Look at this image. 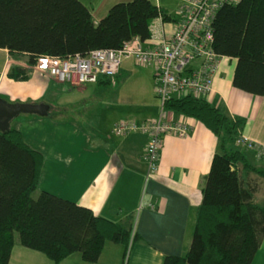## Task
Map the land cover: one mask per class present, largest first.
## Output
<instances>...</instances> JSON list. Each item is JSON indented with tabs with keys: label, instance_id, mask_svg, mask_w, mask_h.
Wrapping results in <instances>:
<instances>
[{
	"label": "crops",
	"instance_id": "obj_1",
	"mask_svg": "<svg viewBox=\"0 0 264 264\" xmlns=\"http://www.w3.org/2000/svg\"><path fill=\"white\" fill-rule=\"evenodd\" d=\"M126 1L82 2L98 23L114 4ZM149 1L170 17L168 21L162 17L154 20L151 35L153 26L156 34L170 33L178 3L172 9L168 7L170 0ZM146 43H152V39ZM236 65V59L223 58L213 92L205 100L229 119L244 121L237 136H246L264 146V97L247 94L233 86ZM133 67L143 69L145 78L132 83L131 78L138 73ZM20 70L26 71L25 79H17ZM125 81L139 86L126 91L143 105L138 107L133 103L123 107L120 95ZM155 85V68L139 66L130 60L123 63L118 77L109 83L81 87L60 85L34 70L26 56L0 49V98L9 104H45L50 110L53 107L64 114L60 117L50 116V112L48 117L24 115L12 123L24 142L43 157L37 191L88 208L125 229L133 228L137 236L127 257L123 245L107 242L98 262L93 264H164L167 257L183 256L190 248L203 200L202 184L210 173L214 156L220 152L218 138L201 122L165 110L166 121L183 123L189 130L185 137L164 136L159 173L148 180L144 153L149 136L141 132L122 137L112 134L121 122L144 123L160 118L162 102L155 94ZM240 151L252 166L264 170V161L253 152ZM250 179L262 187L255 200L264 205V179L255 174ZM12 261L14 264H55L17 242ZM58 264L90 263L77 253ZM252 264H264V241Z\"/></svg>",
	"mask_w": 264,
	"mask_h": 264
},
{
	"label": "trees",
	"instance_id": "obj_2",
	"mask_svg": "<svg viewBox=\"0 0 264 264\" xmlns=\"http://www.w3.org/2000/svg\"><path fill=\"white\" fill-rule=\"evenodd\" d=\"M160 17L170 19L149 0L115 4L98 23L81 0H0V49L26 56L31 66L45 57L120 50L134 39L148 42L152 22ZM213 30L215 52L237 60L233 86L264 97V0L225 6ZM25 77L20 70L17 79ZM164 109L201 122L220 144L202 184L190 248L164 264H252L264 241V205L256 202L259 184L250 178L264 179V170L252 166L237 146L244 121L229 119L203 98L173 99ZM15 120L0 131V264H14L16 235L23 248L55 264L77 253L96 263L107 242L123 245L127 257L136 243L133 228L37 191L43 157L24 142L12 126Z\"/></svg>",
	"mask_w": 264,
	"mask_h": 264
},
{
	"label": "built area",
	"instance_id": "obj_3",
	"mask_svg": "<svg viewBox=\"0 0 264 264\" xmlns=\"http://www.w3.org/2000/svg\"><path fill=\"white\" fill-rule=\"evenodd\" d=\"M242 0H178L170 33L156 34L152 27V43L134 39L120 50H99L85 56L41 58L33 69L48 75L56 83L70 87L97 84L116 77L126 61L155 68V94L162 102L160 118L144 123L121 122L112 134L122 137L130 133L148 134L144 158L147 179L159 173L163 138L167 135L185 137L189 128L183 123L166 121V102L186 96L205 99L213 92L214 80L224 57L214 50L213 25L225 6H236ZM237 146L253 152L264 161V146L240 135Z\"/></svg>",
	"mask_w": 264,
	"mask_h": 264
},
{
	"label": "water",
	"instance_id": "obj_4",
	"mask_svg": "<svg viewBox=\"0 0 264 264\" xmlns=\"http://www.w3.org/2000/svg\"><path fill=\"white\" fill-rule=\"evenodd\" d=\"M50 107L45 104H9L0 98V131L6 132L10 123L21 115L48 117Z\"/></svg>",
	"mask_w": 264,
	"mask_h": 264
},
{
	"label": "rangeland",
	"instance_id": "obj_5",
	"mask_svg": "<svg viewBox=\"0 0 264 264\" xmlns=\"http://www.w3.org/2000/svg\"><path fill=\"white\" fill-rule=\"evenodd\" d=\"M82 1H85V3H87V0H82ZM130 1H132V0H127L126 2H123V3H128V2H130ZM168 1V0H167ZM119 3H121V2H119ZM177 3H178V0L175 2L174 0H170L169 2H168V7L169 8H171L172 7V9L174 8H176V6H177ZM115 5V4H114ZM89 6L90 7H92L90 4H89ZM96 17H98V16H96ZM105 16H103V18H104ZM102 18V19H103ZM133 69L134 70H136V72H138L137 74H135V76H133L132 78H131V82L132 83H134V82H136V81H138L139 79L140 80H142L143 78H145L144 77V71H143V69H140L139 67H133ZM126 77H124L123 79H125ZM123 79H120V83H122V80ZM139 82H141V81H139ZM119 83V84H120ZM127 83H129V85H127ZM132 83L130 84V81H128V82H124V89H123V92H122V94L120 95V98H121V102H122V105H123V107H129V106H132V105H134L133 103H135V104H137V106L139 107V106H141V105H143V102H141V100L140 99H138V98H136L133 94H131V92L128 90V92L126 91L127 89H131V88H133V89H135V86H137L138 88H139V86L137 85V84H134V85H132ZM86 86V85H85ZM126 91V92H125ZM130 102V104L129 105H126V104H124L123 102ZM51 105H55L54 103L53 104H51ZM64 114H61V113H59V111H57L55 108H51V110H50V116H54V117H60V116H63ZM262 187H259V189H261ZM262 195V194H261ZM260 195V196H261ZM16 242L17 243H19V239H18V235H16Z\"/></svg>",
	"mask_w": 264,
	"mask_h": 264
}]
</instances>
